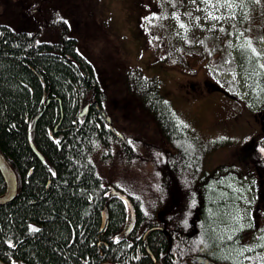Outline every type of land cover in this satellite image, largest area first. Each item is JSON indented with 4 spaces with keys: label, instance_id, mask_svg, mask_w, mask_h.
<instances>
[{
    "label": "trees",
    "instance_id": "obj_1",
    "mask_svg": "<svg viewBox=\"0 0 264 264\" xmlns=\"http://www.w3.org/2000/svg\"><path fill=\"white\" fill-rule=\"evenodd\" d=\"M240 2L237 19L222 27V40L216 34L209 42L225 52L242 35L239 65L252 77L264 61L250 41L260 34L262 15L257 0ZM113 79L116 97L66 32L55 43H40L32 32L0 24V150L18 178L16 198L0 205V259L194 264V255H203L220 264H243L242 258L250 257L264 262L256 229L246 221L235 223L241 200L227 179L217 181V171L232 169L228 161L209 173V181L199 176L200 163L225 142L204 140L177 112L157 75L119 64ZM105 115L112 117L114 131ZM121 117L141 132L128 137L115 125ZM246 150L237 152L241 163ZM143 158L151 164L150 176L134 171ZM5 192L0 173V196ZM155 227L163 229L150 232L144 243Z\"/></svg>",
    "mask_w": 264,
    "mask_h": 264
},
{
    "label": "rangeland",
    "instance_id": "obj_2",
    "mask_svg": "<svg viewBox=\"0 0 264 264\" xmlns=\"http://www.w3.org/2000/svg\"><path fill=\"white\" fill-rule=\"evenodd\" d=\"M257 1L262 15L257 22L261 34L264 0ZM242 8L240 0H0V24L32 32L40 43H55L66 32L77 40L79 52L94 65L112 97L118 91L113 79L115 68L119 64L141 67L146 74L162 80L168 98L201 136L213 139L223 132L226 144L244 145L251 129L253 136L258 127L254 118L238 117V113L222 117L218 106L224 100L222 95L204 99L199 95L204 87L200 83L206 77L219 81L243 78L237 47L244 37L237 34L225 52L223 48L219 50L220 45L209 42L216 34L222 40V27L237 19ZM260 34L254 37L259 39L257 43L252 44L264 54V36ZM195 88L199 94L194 92ZM246 109L250 114L254 106L250 104ZM115 125L128 137L131 131L141 132L131 129L122 117ZM234 145L209 155L208 163L236 160L238 151ZM134 171L136 176H150L148 158L136 163ZM241 193L246 201L249 193ZM244 208L246 204L241 206L235 221L239 225L244 223L243 219L248 220ZM260 228L256 239L264 242V219ZM259 257L264 258V253Z\"/></svg>",
    "mask_w": 264,
    "mask_h": 264
},
{
    "label": "flooded vegetation",
    "instance_id": "obj_3",
    "mask_svg": "<svg viewBox=\"0 0 264 264\" xmlns=\"http://www.w3.org/2000/svg\"><path fill=\"white\" fill-rule=\"evenodd\" d=\"M264 34H262V37ZM259 39H256V43ZM252 44V39L250 40ZM254 52L256 56L262 58L264 54L262 53V49L254 48ZM262 68L257 72H252L251 75L245 74L241 71V75L243 78L239 81H228V80H216L213 77L209 78L206 77L205 80L200 83V85H204L202 88L203 91L200 90V94L197 92V89H194V92L201 95L204 99L206 97H211L216 94L222 95L223 102L219 103V111H221V115L228 117V115H237L238 117H244L247 115L254 118L258 127H255V132H253L252 136V129L249 132V139L244 145H234L233 143H229L226 145H222L221 147L217 148L214 152L210 153L209 155L220 151L222 148L226 146L234 145V149L237 151L247 149V158L245 162L240 160L228 161L230 167L232 169H228L224 171V169L217 171V181L227 179L230 183V186L237 195V199L242 202V206L246 204V209L244 208L242 211L244 217L248 220H244L246 223L254 227L256 233L259 232L260 225L262 219H264V61L263 65L260 63ZM249 79V80H248ZM221 88V89H220ZM244 88V89H242ZM243 92L245 93L244 97H242ZM197 97V96H192ZM194 99V98H193ZM252 104L254 109L250 114H248V110L246 107ZM221 132L220 136L215 138H202L204 140H222L225 139ZM209 155L206 156L205 161L203 164L200 163L202 166V172H200L201 180H208L209 173L214 170L216 167H220L225 162L214 164L210 162L208 163ZM212 181H214L211 178ZM209 181V180H208ZM241 192H248V196L246 201H244V196H242ZM252 211V217H251ZM256 218L258 220H256ZM161 229V228H160ZM252 235V234H251ZM147 238V237H146ZM251 237L248 239L250 240ZM243 245L246 242L242 243ZM193 262V260L191 259ZM215 264H220L218 261L212 260ZM241 263L243 264H264V262L260 261V259L256 258H242ZM235 264V263H230Z\"/></svg>",
    "mask_w": 264,
    "mask_h": 264
},
{
    "label": "water",
    "instance_id": "obj_4",
    "mask_svg": "<svg viewBox=\"0 0 264 264\" xmlns=\"http://www.w3.org/2000/svg\"><path fill=\"white\" fill-rule=\"evenodd\" d=\"M92 103H95L94 102H90L88 104L85 105V107L83 108V110L80 112L79 116L80 117H84L88 111H89V108L91 106ZM42 112L39 114V116L36 118V121L38 120V118L41 116ZM107 121L110 125V129L111 130H114L113 128V124H112V120L110 117H107ZM120 137H123L122 134H118ZM29 142H30V145L32 147V150L34 151V153L39 157V159L44 162L45 161V157L37 150L36 146L34 145L31 137H29ZM0 173L5 181V184H6V192L3 196H0V205H4L6 203H9L11 202L12 200H14L17 196V193H18V178H17V175H16V172L14 171L13 167L11 166V164L7 161V159L4 157V155L2 154L1 150H0ZM127 204L129 205L130 207V210H131V214L132 216L134 217V207L132 205V203L130 202V200L124 196L123 198ZM106 210L103 211V219L106 218ZM155 228H150L147 233L145 234V237H144V241L146 239V236L148 235V233L151 231V230H154ZM163 229V228H162ZM146 249L148 251L149 254H151L149 248H148V245L146 244ZM193 262L195 264H213L212 260H210L209 258H206L204 257L203 255H196L194 256L193 258ZM0 264H5L3 263L1 260H0Z\"/></svg>",
    "mask_w": 264,
    "mask_h": 264
},
{
    "label": "bare ground",
    "instance_id": "obj_5",
    "mask_svg": "<svg viewBox=\"0 0 264 264\" xmlns=\"http://www.w3.org/2000/svg\"><path fill=\"white\" fill-rule=\"evenodd\" d=\"M3 196V195H2ZM124 198V196H122V199ZM124 200V199H123ZM125 201V200H124ZM126 202V201H125ZM126 204H127V202H126ZM128 205V204H127ZM128 207H129V205H128ZM129 209H130V207H129ZM131 211V210H130ZM132 215V214H131ZM132 218H134L133 216H132ZM105 220H106V218L105 219H103V223L105 222ZM103 226H104V224H103ZM131 227V226H130ZM156 229H160V227H155V229L154 230H156ZM154 230H151L150 232H152V231H154ZM149 232V233H150ZM147 233V232H146ZM148 233V234H149ZM145 237V236H144ZM147 237V236H146ZM143 242L145 243L146 242V239H145V241L143 240ZM145 248H146V244H145ZM149 248V247H148ZM147 250V249H146ZM150 250V249H149ZM148 252V251H147ZM151 252V251H150ZM149 254V253H148ZM150 256H152V258L155 260V258H154V256L152 255V253L151 254H149ZM1 260V259H0ZM2 261V260H1ZM3 263H5L4 261H2ZM6 264V263H5Z\"/></svg>",
    "mask_w": 264,
    "mask_h": 264
},
{
    "label": "snow or ice",
    "instance_id": "obj_6",
    "mask_svg": "<svg viewBox=\"0 0 264 264\" xmlns=\"http://www.w3.org/2000/svg\"><path fill=\"white\" fill-rule=\"evenodd\" d=\"M66 22V21H65ZM183 26V25H182Z\"/></svg>",
    "mask_w": 264,
    "mask_h": 264
}]
</instances>
